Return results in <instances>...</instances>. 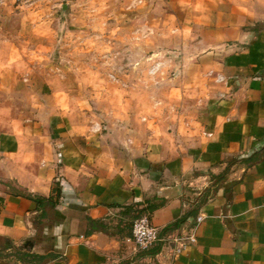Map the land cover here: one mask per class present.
Wrapping results in <instances>:
<instances>
[{
    "label": "crops",
    "instance_id": "1",
    "mask_svg": "<svg viewBox=\"0 0 264 264\" xmlns=\"http://www.w3.org/2000/svg\"><path fill=\"white\" fill-rule=\"evenodd\" d=\"M166 1L212 36L200 62L182 64L195 74L175 69L150 94L143 78L124 80V101L93 120L40 106L0 140V239L15 249L56 255L44 264H264V0ZM28 195L55 206L43 213ZM161 201L142 214L160 232L143 259L125 223Z\"/></svg>",
    "mask_w": 264,
    "mask_h": 264
},
{
    "label": "rangeland",
    "instance_id": "2",
    "mask_svg": "<svg viewBox=\"0 0 264 264\" xmlns=\"http://www.w3.org/2000/svg\"><path fill=\"white\" fill-rule=\"evenodd\" d=\"M0 8V17L6 16L0 30V140L10 130L21 136V127L40 106L49 112L53 105L73 109L93 120L92 113L124 101L114 97L124 80L133 86L143 78L148 92L158 86L157 78L166 92L175 69L183 76L196 73L182 64L200 62L206 53L200 42L212 37L184 28L181 12L175 16L166 0H9ZM136 212L125 223L130 235ZM0 247L9 243L0 239ZM15 253L2 251L0 262L18 264ZM20 264L40 262L25 258Z\"/></svg>",
    "mask_w": 264,
    "mask_h": 264
},
{
    "label": "built area",
    "instance_id": "3",
    "mask_svg": "<svg viewBox=\"0 0 264 264\" xmlns=\"http://www.w3.org/2000/svg\"><path fill=\"white\" fill-rule=\"evenodd\" d=\"M159 67V64L152 66L150 69V74L155 75ZM220 80V77L216 78V81ZM197 221H200L199 218ZM129 241L132 242L137 251L144 253L157 245V243L160 241V232L157 228L152 226L148 215H142L133 220ZM194 241L195 239L193 235H189L185 239H177L174 252L179 254L183 249L186 248L188 243H193Z\"/></svg>",
    "mask_w": 264,
    "mask_h": 264
},
{
    "label": "trees",
    "instance_id": "4",
    "mask_svg": "<svg viewBox=\"0 0 264 264\" xmlns=\"http://www.w3.org/2000/svg\"><path fill=\"white\" fill-rule=\"evenodd\" d=\"M58 193L59 192H57V194ZM27 197L31 201H33L37 205V207L39 209H41V211L43 213H44V211H43L44 207L46 205H48L50 207H54L55 206V202L53 201L52 196H49V197L45 198V197H40V196L28 195ZM163 205H164L163 201H161L160 203H157V204L148 203L144 208L139 210L138 217L141 214L151 213V212L155 211L156 209H158L159 207H162ZM89 224L91 225V227L94 228V226H96L97 222L89 219ZM174 226H176V224ZM170 228H172V227L170 226L169 229ZM7 243H9V242H7ZM11 248H13V250L15 249L14 246L11 245V243H9V247H0V257H1L2 251H6V250L11 249ZM25 250H27V249H25ZM25 250H24L23 247H21L19 249H16V253L15 254H17L18 257H19L18 261H21V260H23L25 258H27V259L29 258L30 260L40 262V264H44L46 261L56 258V255H54L52 253H47V254H44V255H38V254H33V253L31 254L29 252H26ZM157 252H158V249L152 248L151 250H149L147 252H144V254L155 255V254H157Z\"/></svg>",
    "mask_w": 264,
    "mask_h": 264
},
{
    "label": "water",
    "instance_id": "5",
    "mask_svg": "<svg viewBox=\"0 0 264 264\" xmlns=\"http://www.w3.org/2000/svg\"><path fill=\"white\" fill-rule=\"evenodd\" d=\"M27 246L32 247L31 242H29V241L25 242L24 247H27Z\"/></svg>",
    "mask_w": 264,
    "mask_h": 264
}]
</instances>
